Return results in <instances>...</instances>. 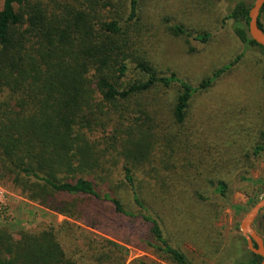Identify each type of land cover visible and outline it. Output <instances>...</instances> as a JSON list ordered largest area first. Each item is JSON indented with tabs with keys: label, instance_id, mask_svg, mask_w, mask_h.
Listing matches in <instances>:
<instances>
[{
	"label": "trees",
	"instance_id": "trees-1",
	"mask_svg": "<svg viewBox=\"0 0 264 264\" xmlns=\"http://www.w3.org/2000/svg\"><path fill=\"white\" fill-rule=\"evenodd\" d=\"M141 5L142 0H0V183L95 231L107 207L128 226H144L145 245L161 261L190 264L164 239L144 199L139 170L154 151L158 125L143 114L146 101L144 108H133L140 97L175 85L171 118L182 126L196 89L174 74L159 75L148 60L138 37ZM252 5L237 2L225 19L234 23L238 40L264 58V48L248 35ZM263 13L264 5L257 24L262 31ZM172 33L191 36L181 26ZM247 158H264V131ZM120 162L117 180L108 164ZM120 187L136 212L115 195ZM225 188L219 182L216 192L224 195ZM80 235L85 252L77 257L65 253L52 226L16 239L0 231V264H127L124 246L89 231ZM233 262L260 264L261 258L245 249Z\"/></svg>",
	"mask_w": 264,
	"mask_h": 264
},
{
	"label": "rangeland",
	"instance_id": "rangeland-1",
	"mask_svg": "<svg viewBox=\"0 0 264 264\" xmlns=\"http://www.w3.org/2000/svg\"><path fill=\"white\" fill-rule=\"evenodd\" d=\"M239 1L255 0H142L137 18L140 44L157 73L174 74L196 89L182 126L171 118L175 85L140 97V106L133 108H144L146 101L143 114L158 125L153 129L154 151L139 170L144 199L164 239L190 264H233L246 249L241 220L264 196V158H247L264 131V58L258 48L242 44L234 35V23L225 19ZM260 22L264 28V13ZM174 26L191 36L173 35ZM198 35H207L206 40H198ZM206 81L208 86L200 89ZM121 164H108L117 180ZM219 182L226 186L224 195L216 192ZM115 195L127 210L136 212L125 187ZM263 214L264 210L253 223L254 231ZM44 226L55 228L69 256L84 254L80 233L89 231L124 246L127 264L135 259L166 264L145 245L147 229L138 222L130 227L106 207L99 230H91L0 183V231L16 239L21 232Z\"/></svg>",
	"mask_w": 264,
	"mask_h": 264
},
{
	"label": "water",
	"instance_id": "water-1",
	"mask_svg": "<svg viewBox=\"0 0 264 264\" xmlns=\"http://www.w3.org/2000/svg\"><path fill=\"white\" fill-rule=\"evenodd\" d=\"M264 5V0H255L252 7L249 10L248 17V35L252 41L257 45L264 48V31L258 27V18L260 11ZM264 209V198L258 201L252 208L246 213L241 220L239 229L242 237L246 241L247 249L254 255L261 258V263L264 264V218L258 223V234L252 229V225L257 218L258 214ZM255 243L253 247L252 243Z\"/></svg>",
	"mask_w": 264,
	"mask_h": 264
},
{
	"label": "flooded vegetation",
	"instance_id": "flooded-vegetation-1",
	"mask_svg": "<svg viewBox=\"0 0 264 264\" xmlns=\"http://www.w3.org/2000/svg\"><path fill=\"white\" fill-rule=\"evenodd\" d=\"M263 210H264V209H263ZM263 210H262V211H263ZM262 211H261V212H262ZM261 212H260V213H261ZM260 213H259V214H260ZM259 214H258V215H259ZM257 217H258V216H257ZM263 218H264V214H263L262 216H260V218L257 220L256 227H257L258 223L261 222V221L263 220ZM256 219H257V218H256ZM256 219H255V221H256ZM255 221H254V222H255ZM255 233L258 234V228H257V230L255 231ZM263 237H264V235H263ZM242 238H243V237H242ZM243 240H244V238H243ZM244 241H245V240H244ZM252 244H253V247H255V243L253 242ZM263 244H264V239H263ZM244 246L246 247V250H248V249H247V245H246V241H245ZM248 251H249V250H248ZM249 252H250V251H249ZM252 254H253V253H252Z\"/></svg>",
	"mask_w": 264,
	"mask_h": 264
}]
</instances>
